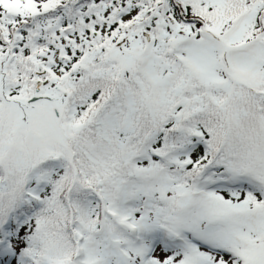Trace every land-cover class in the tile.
Masks as SVG:
<instances>
[{
	"label": "snow or ice",
	"instance_id": "obj_1",
	"mask_svg": "<svg viewBox=\"0 0 264 264\" xmlns=\"http://www.w3.org/2000/svg\"><path fill=\"white\" fill-rule=\"evenodd\" d=\"M0 264H264V0H0Z\"/></svg>",
	"mask_w": 264,
	"mask_h": 264
}]
</instances>
